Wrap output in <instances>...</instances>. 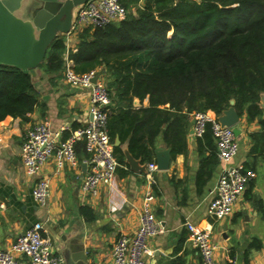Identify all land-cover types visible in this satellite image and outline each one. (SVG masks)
<instances>
[{
    "label": "trees",
    "instance_id": "obj_1",
    "mask_svg": "<svg viewBox=\"0 0 264 264\" xmlns=\"http://www.w3.org/2000/svg\"><path fill=\"white\" fill-rule=\"evenodd\" d=\"M121 1L126 17L82 29L72 53L79 72L104 68L118 106H109L108 129L113 142L120 140L114 143L120 164L126 162L122 143L142 162L151 161L158 135L171 147L172 157L186 154L193 111L220 115L234 98L240 115L246 112L249 120L261 115L264 0ZM65 48L60 34L47 48L40 69L63 74ZM134 96H148L149 105L132 108ZM37 101L31 74L1 64L0 121L8 116L26 119ZM197 150L196 181L202 191L220 162L210 123L197 138ZM259 150L252 146L249 152Z\"/></svg>",
    "mask_w": 264,
    "mask_h": 264
},
{
    "label": "crops",
    "instance_id": "obj_2",
    "mask_svg": "<svg viewBox=\"0 0 264 264\" xmlns=\"http://www.w3.org/2000/svg\"><path fill=\"white\" fill-rule=\"evenodd\" d=\"M102 78L106 82L104 73ZM35 87L38 101L26 119L8 116L0 121V245L3 248H10L20 233L36 221H42L64 264H83L70 255L67 244L72 237L79 238L87 253L86 264H115L111 255L113 244L120 233L135 232L144 195L152 190L156 196L154 210L164 231L149 240L148 264H202L198 249L189 239L186 221L209 229L217 244L219 264H231V257L236 259V264H264V105L261 97L259 117L249 120L246 112L240 115V148L231 162L243 168L248 162L247 172L253 175L235 211L228 217L216 219L210 215L208 204L223 163H218L200 191L196 181L200 155L198 137L191 131L192 116L187 153L172 157L167 169L155 170L151 183L145 170H133L125 158L112 184L102 185L96 196L84 193L81 190L82 163L88 154L84 142L79 141V167L58 169L53 159L43 166L40 175L50 179V196L45 206H39L33 197L37 178L25 173L20 156L27 131L35 121L45 120L52 128L65 126L66 137L71 130L86 124L91 114L89 89L67 83L62 73L50 74L40 69ZM149 103L148 96L143 100L134 96L131 107H146ZM110 106L112 110L118 107L112 98ZM252 146L260 150L250 154ZM158 147H168L161 135H158L151 161L157 162ZM122 148L128 149L127 144L122 143ZM138 160L141 165L150 162ZM62 234H66V240Z\"/></svg>",
    "mask_w": 264,
    "mask_h": 264
},
{
    "label": "built area",
    "instance_id": "obj_3",
    "mask_svg": "<svg viewBox=\"0 0 264 264\" xmlns=\"http://www.w3.org/2000/svg\"><path fill=\"white\" fill-rule=\"evenodd\" d=\"M144 1L139 0V3ZM127 13L128 9L121 0H87L78 8L73 24L64 33L66 48L63 76L67 83L89 89L91 118L86 124L71 130L67 137H64L65 126L52 128L45 120L35 121L27 131L20 156L25 173L37 178L33 197L39 206H45L50 196V179L40 175L43 166L53 159L58 169L79 167L81 161L76 151L78 141L84 142L88 154L85 160L88 167L81 190L96 196L102 185H110L114 180L120 162L108 129L111 95L102 78L103 69L77 71L72 53L78 49L77 37L82 29L104 27L124 19ZM95 76L96 81L93 80ZM191 116L193 135L203 136L210 123L215 136L217 155L223 168L209 201L208 211L214 218L222 219L235 211L253 172H245L243 165L231 163L240 148L233 126L222 124L219 115L213 110L193 111ZM145 166L146 177L151 183L158 164L150 161ZM155 199L152 190H148L143 198L137 229L133 233L122 232L115 240L111 251L115 264H148L146 255L151 253L149 240L164 231L154 210ZM185 225L190 241L201 255L202 264H219L216 258L217 244L212 240L209 229L192 221H186ZM54 250L53 238L44 223L36 221L19 234L10 248L0 245V264H64L63 256ZM230 261L236 264L235 258L231 257Z\"/></svg>",
    "mask_w": 264,
    "mask_h": 264
},
{
    "label": "water",
    "instance_id": "obj_4",
    "mask_svg": "<svg viewBox=\"0 0 264 264\" xmlns=\"http://www.w3.org/2000/svg\"><path fill=\"white\" fill-rule=\"evenodd\" d=\"M86 1L0 0V65L19 67L30 73L35 83L50 43L70 29L75 20V12ZM96 79L97 76L93 78L94 81ZM261 101L264 105V94ZM219 120L224 125L233 126L235 134L240 135V113L235 107L234 98L230 100V106L219 115ZM119 143L117 138L115 144ZM125 154L133 170H145V164L141 165L128 149ZM156 157L158 169H167L172 158L171 147L156 148ZM87 167V161H83V177ZM62 237L67 239L66 234H62ZM67 245L73 260L87 263L88 256L79 238H70Z\"/></svg>",
    "mask_w": 264,
    "mask_h": 264
}]
</instances>
